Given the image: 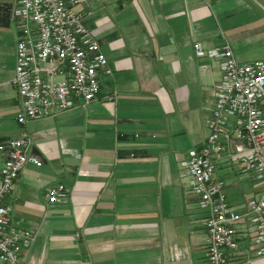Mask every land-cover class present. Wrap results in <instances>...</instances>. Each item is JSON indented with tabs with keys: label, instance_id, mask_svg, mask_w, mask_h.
<instances>
[{
	"label": "crops",
	"instance_id": "obj_1",
	"mask_svg": "<svg viewBox=\"0 0 264 264\" xmlns=\"http://www.w3.org/2000/svg\"><path fill=\"white\" fill-rule=\"evenodd\" d=\"M15 0H0V144L26 133L41 162L24 163L5 195L10 218L35 230L18 264H206L205 208L180 160L207 135L220 58L230 43L264 60V0H86L84 22L106 55L95 97L18 122ZM88 11V12H87ZM4 152L0 148V165ZM215 174L236 207L260 184L230 159ZM66 197L49 201L50 185ZM242 222L228 264H264ZM0 264H2L0 262Z\"/></svg>",
	"mask_w": 264,
	"mask_h": 264
},
{
	"label": "built area",
	"instance_id": "obj_2",
	"mask_svg": "<svg viewBox=\"0 0 264 264\" xmlns=\"http://www.w3.org/2000/svg\"><path fill=\"white\" fill-rule=\"evenodd\" d=\"M86 0H15L12 17L18 18L15 69L11 82L18 95L16 119L55 115L84 104L100 87L99 73L109 72L107 58L84 22ZM88 12V11H87ZM195 53L220 58L221 76L213 82V105L206 118L207 135L180 160L189 176V189L205 208L206 264H228L226 249L235 248L239 225H252L256 253H264V60L242 61L230 43L204 48L193 42ZM26 133L0 144V262L18 264L21 251L35 236L31 226L10 218L5 195L24 163L39 164L30 152ZM240 164L259 184L256 195L236 207L227 200L225 181L215 174L221 160ZM50 201L63 200L66 187L59 182L47 188Z\"/></svg>",
	"mask_w": 264,
	"mask_h": 264
}]
</instances>
